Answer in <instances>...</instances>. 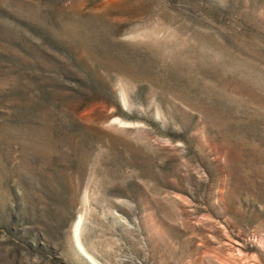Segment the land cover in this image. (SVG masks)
<instances>
[{
	"label": "rangeland",
	"instance_id": "obj_1",
	"mask_svg": "<svg viewBox=\"0 0 264 264\" xmlns=\"http://www.w3.org/2000/svg\"><path fill=\"white\" fill-rule=\"evenodd\" d=\"M0 264H264V0H0Z\"/></svg>",
	"mask_w": 264,
	"mask_h": 264
},
{
	"label": "bare ground",
	"instance_id": "obj_2",
	"mask_svg": "<svg viewBox=\"0 0 264 264\" xmlns=\"http://www.w3.org/2000/svg\"><path fill=\"white\" fill-rule=\"evenodd\" d=\"M79 227V226H78ZM78 230L79 229H76L75 230V236H76V241H77V244L79 246V248L81 249V251L91 260H94L92 255L88 254V252L86 251V249L83 247L82 243L80 242V238H79V235H78Z\"/></svg>",
	"mask_w": 264,
	"mask_h": 264
}]
</instances>
